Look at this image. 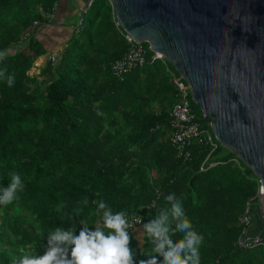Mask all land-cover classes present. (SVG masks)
<instances>
[{"label":"trees","instance_id":"1","mask_svg":"<svg viewBox=\"0 0 264 264\" xmlns=\"http://www.w3.org/2000/svg\"><path fill=\"white\" fill-rule=\"evenodd\" d=\"M59 1L0 0V71L6 69L0 77V189L12 173L23 184L18 199L0 205V264L42 256L56 227H74L79 235L84 221L94 231L99 201L145 224L158 208L170 207V193L203 237L200 264H264V246L237 245L240 218L259 192V178L220 144L211 154L196 140L187 148L190 157H179L169 137L173 78L180 75L166 59L152 61L147 43L145 65L122 80L114 75L112 64L129 46L109 0L92 2L56 63L30 73L46 54L37 35ZM196 116L200 128L210 130L209 120ZM252 212L264 228L257 202ZM130 237L136 264L156 255L145 235L132 231Z\"/></svg>","mask_w":264,"mask_h":264},{"label":"water","instance_id":"2","mask_svg":"<svg viewBox=\"0 0 264 264\" xmlns=\"http://www.w3.org/2000/svg\"><path fill=\"white\" fill-rule=\"evenodd\" d=\"M109 1L121 29L189 85L216 140L259 178L264 206V0Z\"/></svg>","mask_w":264,"mask_h":264},{"label":"clouds","instance_id":"3","mask_svg":"<svg viewBox=\"0 0 264 264\" xmlns=\"http://www.w3.org/2000/svg\"><path fill=\"white\" fill-rule=\"evenodd\" d=\"M2 58L3 54H0ZM5 71H0V77ZM13 82L14 77L8 76L9 87ZM21 190L23 184L19 174L12 173L9 186L0 189V205L11 204L18 199L17 192ZM165 200L170 207L158 208L155 218L143 224L141 233L152 241V251L156 255L139 260V264H200L199 247L203 237L194 229L175 193L168 194ZM83 203L87 205V198ZM79 212L78 209L77 215ZM96 215L100 220L94 231L84 221H81L84 227L79 235H76L74 227L67 230L56 227L48 232L47 249L42 256L24 255L13 264H136L135 253L130 247L126 212L113 213L104 201H99ZM176 233H180L182 238L174 240ZM157 254L163 258L162 261L157 259Z\"/></svg>","mask_w":264,"mask_h":264},{"label":"built area","instance_id":"4","mask_svg":"<svg viewBox=\"0 0 264 264\" xmlns=\"http://www.w3.org/2000/svg\"><path fill=\"white\" fill-rule=\"evenodd\" d=\"M92 4V3H91ZM85 7L82 9L81 18L78 23H76L75 31L79 32L83 23L82 17L86 14L88 8L91 6ZM113 10L114 4L111 2ZM55 8V12H56ZM54 16V15H53ZM52 16V18H53ZM117 27L121 28L118 22L116 21ZM127 43H128V52L125 56L114 62L112 64V71L114 75L121 80L132 70L142 67L147 63L148 51L144 44L136 42L130 35L125 33L122 30ZM58 59L57 53H52L50 60L53 63H56ZM164 60V57L159 53H154L152 61ZM173 83L176 89V103L171 110V124L172 132L170 134V140L175 148L178 150L179 157L189 158L190 152L187 150L188 146L192 144L193 141L198 140L203 142L206 146L212 148L211 154L218 149L219 143L214 137L211 130H202L200 124L197 121V116L192 108V96L189 85L185 80L178 75H174ZM215 166V163L211 164L210 167ZM205 170V167L202 166L201 171ZM261 184V183H260ZM263 196V187L260 186L259 192L256 198L251 199L248 204L245 212L240 218V224L242 226L241 235L238 239L237 245L241 249L250 250L259 246H264V228L261 229V234L251 235V229L254 225L255 214L252 212L253 204L258 203V214H261L262 219L264 214V206L262 202ZM129 221L128 231L129 233L135 229L143 226V220L140 217H135L132 215H126Z\"/></svg>","mask_w":264,"mask_h":264},{"label":"crops","instance_id":"5","mask_svg":"<svg viewBox=\"0 0 264 264\" xmlns=\"http://www.w3.org/2000/svg\"><path fill=\"white\" fill-rule=\"evenodd\" d=\"M87 0H60L56 6V12L51 22L40 28L37 35L38 40L43 44L46 54L40 57L35 63L37 75L41 73L46 63L50 60L52 53L60 54L75 34L76 24L71 19L78 13H82ZM77 23V22H76ZM41 61L40 64H37ZM143 231V227L134 230L139 237ZM261 234V229L254 223L251 229V235Z\"/></svg>","mask_w":264,"mask_h":264},{"label":"rangeland","instance_id":"6","mask_svg":"<svg viewBox=\"0 0 264 264\" xmlns=\"http://www.w3.org/2000/svg\"><path fill=\"white\" fill-rule=\"evenodd\" d=\"M81 18V13L80 12H78L72 19H71V22L73 23V24H76V22L78 23V21H79V19ZM40 62L41 61H38L37 62V64H40ZM31 74H34V75H37V73H38V71L36 72L35 70L33 71H31L30 72ZM191 100H192V108L195 110V112H196V114L200 117V116H202L203 117V114H202V111L200 110V108L194 103V101H193V99L191 98ZM194 105H196L195 107H194ZM218 142V141H217ZM219 143V142H218ZM220 144V143H219ZM221 145V144H220ZM222 146V145H221ZM223 147V146H222Z\"/></svg>","mask_w":264,"mask_h":264}]
</instances>
